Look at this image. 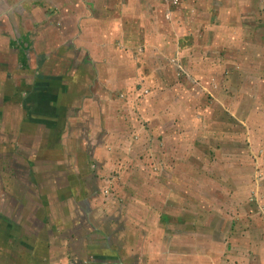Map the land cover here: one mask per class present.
Wrapping results in <instances>:
<instances>
[{
	"label": "rangeland",
	"instance_id": "374dc122",
	"mask_svg": "<svg viewBox=\"0 0 264 264\" xmlns=\"http://www.w3.org/2000/svg\"><path fill=\"white\" fill-rule=\"evenodd\" d=\"M250 1L0 0V73L31 76L33 109L54 116L50 104L60 87L71 91L61 103L76 94L81 103L104 96L112 103L101 141L80 138L74 151L92 176L91 192L97 187L117 215L106 219L116 243L125 239L120 227L131 208L135 219L146 214L153 244L137 264H264V0ZM218 23L232 40L234 25L256 26L260 36L239 56L250 77L231 62L233 44L204 47L206 63H195L191 43L205 35V25L207 41L214 38ZM119 68L132 71L128 82ZM75 111H59L60 133ZM26 130L38 134L34 122ZM71 145L43 148L63 153Z\"/></svg>",
	"mask_w": 264,
	"mask_h": 264
},
{
	"label": "crops",
	"instance_id": "0c3cea01",
	"mask_svg": "<svg viewBox=\"0 0 264 264\" xmlns=\"http://www.w3.org/2000/svg\"><path fill=\"white\" fill-rule=\"evenodd\" d=\"M246 1L245 5L249 7L251 1ZM241 19L245 20L246 17ZM207 29L205 25V35L191 43L192 49L198 52L192 54L195 56V63H206L203 61L204 55L207 59V49L203 50L204 47L211 46L210 48L214 47L212 49L217 51L220 46L233 44L238 47L233 51L231 62L237 64L238 73L241 72L244 77L249 76V67L247 69L244 64L240 65L239 56L242 47L254 46L247 40H254L259 35L256 26H245L242 30L234 25V30L238 33L233 40L227 37L229 33H224L228 29L224 23L213 26L215 37L208 38V41ZM259 29H262L261 26H258ZM242 32H248V36L244 37L245 42L241 39ZM170 49L163 51L170 53ZM217 54L216 52L212 56L220 61L218 57L221 54ZM202 69L206 71V64ZM122 70L117 75L126 83L128 77L132 78V71ZM11 74L12 72L7 74L9 78L5 79L4 74L0 73V264H137L144 250L153 244L151 223L145 219L146 214L143 212L135 219L131 208L130 216L127 215L120 227L121 232L125 233V239L116 243L117 234L112 230L114 223L111 225L112 219L106 220L115 211L109 209L110 203L99 199L100 191L98 194L95 191L97 187L91 192L89 179L92 176L87 172L84 160H79V151H74L77 147L75 143L80 138L82 143L101 141L99 132L105 124L110 123L107 110L112 103L105 96L104 102L86 98L81 103L77 100V94L76 100H71V103H61L62 99L68 100L67 96L71 91L64 87L67 91L65 93L64 88L60 87L57 90L58 95L55 91V94L50 95H57L59 101V104L57 100L55 104H50L55 107V115L50 117L37 111V108L33 109L36 106H33L31 99L33 94L36 96L37 91H33L31 87V76L21 71ZM243 76H237V79L244 78ZM253 82L256 83V79ZM26 87H30L31 91ZM98 98L100 100V96ZM17 99H20V103ZM41 99L39 108L46 111L47 107ZM65 106L76 111L67 115L65 125L70 129L60 133L58 129L63 126L58 121L61 118L59 111ZM100 109L104 111L103 115ZM32 122L38 126L37 135H30L26 130ZM48 130L53 133L48 135ZM258 139L259 137L253 138L254 146L259 143ZM54 141H70L72 145L63 153L57 147L55 150L43 148ZM13 142L15 146L12 145ZM61 154L66 157L62 158ZM49 157H56L51 165L48 164ZM93 179L99 183L97 177ZM116 216L115 214L114 218ZM149 216L150 221L155 222L158 219L154 215ZM125 255H132L130 257L136 260H128Z\"/></svg>",
	"mask_w": 264,
	"mask_h": 264
}]
</instances>
